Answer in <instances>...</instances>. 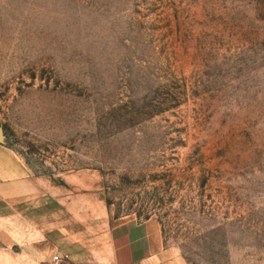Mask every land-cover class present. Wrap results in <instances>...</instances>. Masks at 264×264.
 Masks as SVG:
<instances>
[{"label": "rangeland", "instance_id": "374dc122", "mask_svg": "<svg viewBox=\"0 0 264 264\" xmlns=\"http://www.w3.org/2000/svg\"><path fill=\"white\" fill-rule=\"evenodd\" d=\"M0 142L166 264H264V0H0Z\"/></svg>", "mask_w": 264, "mask_h": 264}, {"label": "crops", "instance_id": "0c3cea01", "mask_svg": "<svg viewBox=\"0 0 264 264\" xmlns=\"http://www.w3.org/2000/svg\"><path fill=\"white\" fill-rule=\"evenodd\" d=\"M164 248L155 219L111 217L99 171L36 174L0 142V264H166Z\"/></svg>", "mask_w": 264, "mask_h": 264}, {"label": "built area", "instance_id": "2783aa9c", "mask_svg": "<svg viewBox=\"0 0 264 264\" xmlns=\"http://www.w3.org/2000/svg\"><path fill=\"white\" fill-rule=\"evenodd\" d=\"M53 259H54V260H57V259H58V256H54Z\"/></svg>", "mask_w": 264, "mask_h": 264}]
</instances>
